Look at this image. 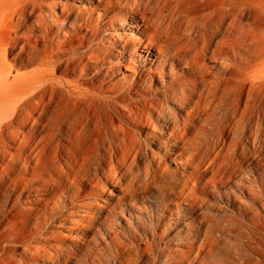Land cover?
I'll use <instances>...</instances> for the list:
<instances>
[{"label":"bare ground","instance_id":"bare-ground-1","mask_svg":"<svg viewBox=\"0 0 264 264\" xmlns=\"http://www.w3.org/2000/svg\"><path fill=\"white\" fill-rule=\"evenodd\" d=\"M209 1L5 0L2 30L18 39L25 26L20 53L42 68L18 83L15 99L8 103L13 105L7 122L14 150L10 168L17 182L35 186L31 192L38 197L32 203L40 206L36 210L43 229L58 224L80 235L74 253H66V259L85 257L83 246L89 249L90 234H101V228L116 236L117 208L121 215L125 206L128 214L137 211L136 228L146 235L158 228L155 221L163 220V212L171 213L170 205L184 201L197 207L203 178L209 183L217 177L220 182L236 180L255 157L249 102L241 110L233 84L223 87L220 69L209 66L213 60L218 65L226 39L233 41L238 33L242 6L239 9L237 0H213L211 8ZM252 7L264 13V2L254 6L251 2L243 11ZM248 15L245 25L249 26ZM31 17L36 27L26 26ZM127 27L129 34L120 33ZM65 28L73 35L62 43L59 38ZM93 41L99 44L91 50ZM84 48L91 51L78 66L75 84L64 85L70 97L47 98L48 88L56 87L48 82L53 70L65 62L77 63V50ZM114 50L119 66L134 64L139 52L150 66H163V72L169 66V75L179 64L184 69L169 81L159 77L160 91L144 87L140 73L133 87L142 92L139 98L110 100L91 84L98 64L113 57ZM88 74H92L90 85L85 80ZM20 160L26 168L21 179ZM172 163L177 169L170 168ZM243 182L238 179L233 186L254 200L251 183L246 187ZM112 189L117 190L115 195ZM149 196L163 214L146 223ZM114 198L117 203L111 202Z\"/></svg>","mask_w":264,"mask_h":264},{"label":"rangeland","instance_id":"rangeland-1","mask_svg":"<svg viewBox=\"0 0 264 264\" xmlns=\"http://www.w3.org/2000/svg\"><path fill=\"white\" fill-rule=\"evenodd\" d=\"M251 2L254 6L264 0H237L239 9L242 6L239 13L243 17L238 33L233 41L226 39L222 49L224 56L218 65L213 60L209 66L220 69L223 87L228 88L233 84L234 97L241 110L246 102L250 104L254 120L255 157L251 158L236 180L244 179L241 185L246 187L251 183L254 200L238 193L233 186L235 179L220 182L217 177L214 183H209L207 178H203L199 185L201 194L197 207L186 206L184 201L170 205L171 213L163 212V220L155 221L158 228L147 231L146 235L136 228L137 211L132 210L128 214L125 206L122 212L128 219L125 220L120 214L121 209L117 208L116 222L113 224L116 236L101 228V234H90L89 249L83 246L86 256L73 255L70 259L64 255L74 253L75 242H78L80 235L68 226L58 224H53L49 231L43 229L45 225L41 213L36 210L40 206L32 203L38 197L31 192L35 186L17 182L14 170L10 168L14 150L8 141L11 127L7 122L13 116V105L8 103L15 99L18 83L27 81L42 68L37 61L28 63L26 54L20 53L27 28L24 26L19 38L14 39L2 30L0 20V264H264V13L255 7L250 12L243 11ZM209 3L211 8L215 4L213 0ZM7 7L5 0H0V14ZM59 11L56 9V13L59 14ZM248 13L252 17L249 26L245 25ZM34 20L31 17L26 26L36 27ZM126 22L129 24L130 20ZM100 26L102 34L107 36L109 32H104L105 28ZM127 29L120 30V33L129 34ZM71 35L73 31L65 28L59 42L68 41ZM98 44V41H93L90 49ZM87 51V48L77 50V63L65 62L53 70L48 82L53 81L56 87L48 88L47 98L51 96L66 100L70 97L64 85L75 84L79 64H84L89 57L90 51ZM113 54V57L106 56L103 63L98 64L91 84L110 100L121 96L125 99L139 98L142 92L133 87L140 73H144V87L150 86L160 91L159 77L169 81L171 75H181L184 69V64H179L169 75V66L164 68V72L161 70L163 66H150L147 58L139 52L135 55L134 64L126 62L125 66H119L116 50ZM63 59H67V56H63ZM231 69L234 70L230 72ZM91 77L92 74L85 77L88 85ZM37 96H40L39 92ZM159 97L162 99L161 95ZM18 166V178H24V162L20 160ZM170 168L175 170L177 166L172 163ZM112 193L115 195L117 190L112 189ZM148 199L147 215L143 216L146 223L151 216L155 218L156 214H163L159 204L152 201L150 196ZM111 202L117 203V200L114 198ZM138 205L144 207L141 203ZM111 219L108 215L109 222ZM134 233L139 240L134 239ZM55 254L58 257H54Z\"/></svg>","mask_w":264,"mask_h":264}]
</instances>
